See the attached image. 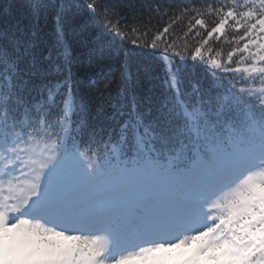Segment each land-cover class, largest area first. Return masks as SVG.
<instances>
[{"label":"snow or ice","instance_id":"snow-or-ice-1","mask_svg":"<svg viewBox=\"0 0 264 264\" xmlns=\"http://www.w3.org/2000/svg\"><path fill=\"white\" fill-rule=\"evenodd\" d=\"M0 264H264V0H0Z\"/></svg>","mask_w":264,"mask_h":264},{"label":"trees","instance_id":"trees-1","mask_svg":"<svg viewBox=\"0 0 264 264\" xmlns=\"http://www.w3.org/2000/svg\"><path fill=\"white\" fill-rule=\"evenodd\" d=\"M25 0H13L14 6L23 4ZM71 2V0H69ZM135 3H153L154 0H134ZM176 2V0H172ZM71 12L69 13V15ZM170 23L168 16L157 17L152 20L153 31L162 30ZM188 24L187 19L178 23L174 31L180 32L182 27ZM55 23L48 15L45 18L44 14L38 21L36 34L34 39L39 43L41 41H54L55 40ZM75 25H65L66 41L68 46L69 59L71 61L70 68L73 74V79L81 82V87L87 85L92 79H102L103 77H110L108 64L101 59V53L95 43L89 42L84 44L81 42L80 36L74 31ZM171 34V33H170ZM194 43V42H193ZM227 51V49H226ZM152 67L156 71L146 73L141 65L134 64L131 69V80L129 91L136 93L137 96L143 98L147 95H152L153 99L160 97L163 91V75L158 74V63L153 62ZM119 75L118 73L116 74ZM146 107V105H145Z\"/></svg>","mask_w":264,"mask_h":264}]
</instances>
